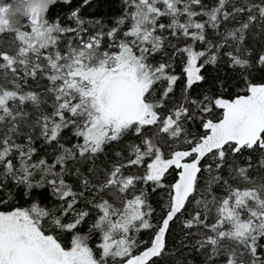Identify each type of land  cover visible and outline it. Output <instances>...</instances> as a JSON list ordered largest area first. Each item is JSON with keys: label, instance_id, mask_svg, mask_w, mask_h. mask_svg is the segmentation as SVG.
<instances>
[{"label": "snow or ice", "instance_id": "obj_1", "mask_svg": "<svg viewBox=\"0 0 264 264\" xmlns=\"http://www.w3.org/2000/svg\"><path fill=\"white\" fill-rule=\"evenodd\" d=\"M93 6L0 0V264H264V0Z\"/></svg>", "mask_w": 264, "mask_h": 264}, {"label": "trees", "instance_id": "obj_2", "mask_svg": "<svg viewBox=\"0 0 264 264\" xmlns=\"http://www.w3.org/2000/svg\"><path fill=\"white\" fill-rule=\"evenodd\" d=\"M120 7H121V0H94L93 8L88 9L87 11L89 13L96 14V15L113 16L118 13ZM57 11H59V5L57 7ZM7 39H10V37H8ZM4 40H5V37L0 36V42H4ZM209 71L212 75L219 74L221 78L227 79L226 70L223 68L219 70L209 69ZM257 75H259V73H257ZM156 199L157 197L154 195L153 202H155ZM181 230H182V226L180 225L179 222L174 224L172 227L173 236L170 238V243L174 244L175 247L177 248L179 247V245L176 243V240L180 237ZM182 257L184 259L190 258L188 253L181 251V253L164 256L162 259V264H177V262H179Z\"/></svg>", "mask_w": 264, "mask_h": 264}]
</instances>
